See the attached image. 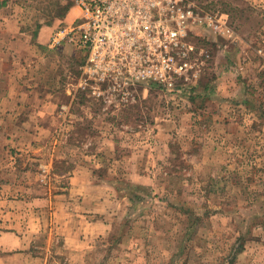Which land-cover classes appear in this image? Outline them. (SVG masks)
<instances>
[{
	"label": "rangeland",
	"instance_id": "1",
	"mask_svg": "<svg viewBox=\"0 0 264 264\" xmlns=\"http://www.w3.org/2000/svg\"><path fill=\"white\" fill-rule=\"evenodd\" d=\"M191 1L203 9L209 7L208 11L226 12L234 33L226 30L224 37H211V41L207 36L197 38L202 49L200 95L191 99L190 93L182 97L152 91L137 105L115 107L80 90L78 99H87L95 115L94 121L83 123L91 131V142L85 143L87 153L74 137L67 143L55 145L53 140L39 147L43 154L56 147L63 155L78 150L73 160L63 158L55 163V171L62 175L77 167L72 168L73 163L85 162L83 155H92L101 142L112 141L113 147L105 149L103 157L109 160L111 150H115L117 163L115 167L108 163L107 171L97 178L103 177L107 183L110 214L115 203L119 206L115 224L121 223L119 218L123 220L126 214L131 217L119 235L97 241L85 256L86 264H264V123L260 121L264 119L260 107L264 93L250 102L249 109L235 107L248 129L243 139L220 133L224 114H230L233 108L221 100L229 97L212 93L218 81L234 80L235 85H241L242 78L250 76L252 82L259 78L264 83V75H259L264 67V0ZM13 2L25 9L22 20L32 42L39 27L52 25L46 41L50 42L56 29L72 22L76 15L74 11L69 16L74 0ZM237 49L246 50L248 55L234 61L225 57L235 56ZM34 51L37 54L31 57ZM27 54L30 58L24 69L28 74L46 71V78L58 87L79 85L81 54L72 45L63 44L53 52L33 47ZM84 55L86 51H82ZM228 68L234 70L226 75ZM246 98L240 92L235 103L238 100L241 104ZM207 100L211 102L203 108ZM80 112L77 106L75 113ZM3 147L7 152L6 139H0V152ZM53 175L50 181L57 189L66 180ZM142 188L147 190V197L144 191H136ZM130 194L137 196L132 202L124 199ZM39 241L43 246L44 239ZM38 254V264H70L57 239L50 252L41 249ZM77 260L79 264L81 257ZM6 264L28 263L16 260Z\"/></svg>",
	"mask_w": 264,
	"mask_h": 264
},
{
	"label": "crops",
	"instance_id": "2",
	"mask_svg": "<svg viewBox=\"0 0 264 264\" xmlns=\"http://www.w3.org/2000/svg\"><path fill=\"white\" fill-rule=\"evenodd\" d=\"M24 10L23 6L14 3L13 0H0V139H6L8 145L7 152L4 147L0 152L6 157V160L3 157L0 159V260L2 264L16 260L38 264L41 260L38 250L50 252L53 241L57 239L70 264H77L80 257L79 264H86L85 256L94 248L97 241L119 235L123 225L131 217L126 214L123 220L119 218L121 223L115 224L116 215L120 214L119 206L115 203L114 211L110 214L105 190L107 183L103 177L97 178V175L100 176L103 171H107L108 163L115 167L117 154L115 150H111V157L105 160L103 151L113 147L110 146L112 141L107 139L100 143L92 155L84 154L85 162L83 161L81 165L72 162V168L74 165L77 167L71 173L66 171L61 175L55 171V163L63 158L69 161L78 155V150L68 151L64 155L58 152L57 147L45 154L40 152L39 147L49 141L55 140L57 145L67 143L69 138L74 137L79 142L78 145L82 143V152L87 153L89 148L85 143L91 139V131L83 127V123H91L95 115L88 100L80 101L77 97L80 90L90 95L86 89H81L78 85L58 87L51 78H46L44 74L46 71L37 70L36 73L31 71L28 74L24 69V63L30 58V54H27L29 49L34 47L53 52L67 44L54 45V42H51L52 36L50 42H46L48 32L53 30L52 25L39 27L34 37L35 42L28 41L21 14ZM74 11L76 15L73 21L79 14L78 10L73 8L69 16ZM217 13L229 18L226 12ZM59 29L60 27L56 32ZM229 31L232 32L230 28ZM199 34L203 37L209 35L214 39L218 37L204 30H200ZM210 38L208 41H211ZM213 43L215 42H211L212 45ZM36 51L31 57L36 56ZM233 53L234 58L231 54H226L225 57L234 61L235 57L240 59L242 54L248 55L246 50L241 49ZM233 70L228 68L225 74L229 75ZM259 73L260 76L264 75V67ZM200 78L196 83L181 90L182 97L184 95L187 97L188 93H192V89H195L193 94H196V97L200 95L197 94L201 92ZM252 81L250 76L242 78L241 85H235L234 80L233 83L218 81L217 86L212 88L213 95L229 97V100L223 98L221 100L233 108L232 114H224L220 133L235 138L241 137L239 139H243L247 134L245 121L240 115H236L235 107L242 108L244 105L249 109L253 99L263 96V81L259 78L257 82ZM240 92L247 96L241 102L242 105L238 100L235 103V98ZM190 102L192 103L189 101V104ZM210 102L207 100L202 107H208ZM77 106L81 111L78 114L75 113ZM260 107L264 109V102ZM214 116L220 119L216 114ZM263 120L260 119L264 123ZM7 127L10 129H6ZM213 150L215 153V148ZM89 156L92 157L88 159ZM91 158L97 162L94 163ZM112 159L113 163L110 162ZM53 172V177L55 176L57 180H66L57 189H54L50 181ZM140 175L145 177L144 174ZM142 189L136 191H144L143 196L147 197V190ZM134 197L130 194V198L124 199L132 202L137 196ZM41 238L45 241L43 246L39 241Z\"/></svg>",
	"mask_w": 264,
	"mask_h": 264
},
{
	"label": "built area",
	"instance_id": "3",
	"mask_svg": "<svg viewBox=\"0 0 264 264\" xmlns=\"http://www.w3.org/2000/svg\"><path fill=\"white\" fill-rule=\"evenodd\" d=\"M73 8L78 16L52 42L79 51V88L108 106L137 105L152 91L180 95L201 75L200 30L229 31L226 15L191 0H74Z\"/></svg>",
	"mask_w": 264,
	"mask_h": 264
},
{
	"label": "trees",
	"instance_id": "4",
	"mask_svg": "<svg viewBox=\"0 0 264 264\" xmlns=\"http://www.w3.org/2000/svg\"><path fill=\"white\" fill-rule=\"evenodd\" d=\"M193 1H195V0H193ZM206 9H209V7H206ZM81 60H82V58H81ZM81 60H80V64H81ZM191 92L194 93L195 92V89H192ZM192 93H190L191 94V99L194 98V97H196V95H194V94L192 95Z\"/></svg>",
	"mask_w": 264,
	"mask_h": 264
}]
</instances>
